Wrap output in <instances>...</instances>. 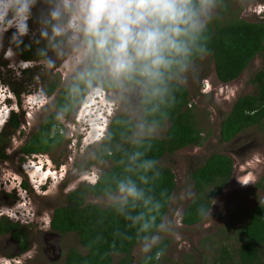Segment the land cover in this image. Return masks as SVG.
<instances>
[{
    "label": "clouds",
    "instance_id": "9594fccd",
    "mask_svg": "<svg viewBox=\"0 0 264 264\" xmlns=\"http://www.w3.org/2000/svg\"><path fill=\"white\" fill-rule=\"evenodd\" d=\"M225 7V0H0L4 59L16 63L28 37L23 50L35 47L53 78L60 70L55 94L46 86L35 93L34 119L50 125L42 133L46 146L73 136L74 154L58 179L75 177L93 194L100 222L110 216L117 224L114 254L117 242L134 241L140 264H157L177 225L166 208L194 196L190 185L178 197L160 188L161 162L150 153L177 93L210 55L208 27ZM211 211L203 204L196 209L201 218Z\"/></svg>",
    "mask_w": 264,
    "mask_h": 264
},
{
    "label": "rangeland",
    "instance_id": "374dc122",
    "mask_svg": "<svg viewBox=\"0 0 264 264\" xmlns=\"http://www.w3.org/2000/svg\"><path fill=\"white\" fill-rule=\"evenodd\" d=\"M261 4H264V0L230 1L231 8L238 9V14L244 18H252V7L260 5L258 9L256 8L259 10ZM260 12L264 10L261 9ZM29 23L34 30L36 26L31 21ZM10 35L11 31L5 35V47ZM27 39L29 38H24V40ZM20 61L27 60H21L17 55L16 63H10L9 60L4 59L3 49H0V132L5 134L6 139L3 146L5 156L0 160V216L17 222V229L26 236V248L22 252L17 249V244L10 231L0 234V264L49 261L58 263L62 260V255L54 260L51 257L56 254V248L53 251L46 248L49 241L54 242V237H57V245L61 254L69 246L83 250L73 231H65L59 233L58 236H48L44 233L49 230L48 219L52 208L65 202L66 190L77 186L76 178L69 174L57 184L54 178L50 177L53 176V170H50L45 194H34L30 188V190L26 189L29 197L26 196L23 199L21 196L23 192L20 191L18 198H15L19 189L15 186L16 190L13 185L20 178L15 175V172L21 161H24V167L29 176H37L38 179L42 175L33 165L35 162L32 160L36 157L25 155L19 146L28 134L37 128L42 118L38 116L34 119L35 93L49 78H52V75L39 64V60L35 61L31 70L27 72L21 69L31 64L20 65ZM259 65L258 56H254L236 78L228 82H220L214 76L212 60L208 55L199 62L196 75L190 77L186 83L188 100L194 105L198 115L202 139L200 143L185 145L158 159L162 164L168 165L174 174L175 186L171 194L178 197L187 186L190 185L192 188L189 172L201 164L211 152L227 154L232 160V172L225 185L211 200V217L202 218L191 225H184L179 221V216L183 205L188 200H172L166 212L175 217L176 231L166 236L168 244L158 264H181L185 261L191 262L190 264H212L211 260L218 254L220 245L233 244L235 228L246 218L247 209L264 201L261 186L255 184L259 182L264 185V179H259L264 172V131L256 126H249L237 132L229 140L222 141L218 138L221 119L228 112L235 96L252 91V85L248 79ZM55 73L60 80L59 68L55 70ZM11 86L18 90V97L12 93ZM10 108H14L13 111L18 114L17 118L20 121L15 131H10L5 121ZM62 127L67 132L73 133L72 125L66 123ZM72 138L73 136L70 135L48 152L52 164L69 163L75 151ZM13 176H16V179H12ZM55 177L57 178V175ZM246 182L248 184H243ZM11 186L13 189L10 188ZM8 189L10 191L6 192ZM192 191L194 192L193 188ZM92 197L93 194L87 193L85 200L91 201ZM27 198L31 203L33 219L26 222L21 221V219L24 220L22 217L24 214L22 215L20 208L16 209L15 206L18 204L21 207ZM17 217H21L20 220ZM28 217L30 218V215ZM226 224L229 226L226 227ZM206 235L209 239L203 238ZM134 249L135 244L130 250L134 257L132 264L138 258Z\"/></svg>",
    "mask_w": 264,
    "mask_h": 264
},
{
    "label": "trees",
    "instance_id": "16d2710c",
    "mask_svg": "<svg viewBox=\"0 0 264 264\" xmlns=\"http://www.w3.org/2000/svg\"><path fill=\"white\" fill-rule=\"evenodd\" d=\"M231 0H225L227 7L219 11L216 18L208 27V47L214 74L220 82H228L236 78L245 65L254 56H258L260 65L252 73L248 81L252 91L237 95L225 116L221 119L218 128L219 140L226 141L240 130L249 126H256L264 131V18H244L238 14V9L230 6ZM29 39L24 40L18 57L21 60L38 61L35 56V47L24 51V45L29 44ZM30 66L22 67V71L31 70ZM59 77L53 78L43 84L52 94L59 89ZM11 91L18 97V90L11 86ZM178 102L171 110L163 134L154 141L151 156L159 159L164 154L174 152L185 145L200 143V125L194 105L188 100V90L184 85L177 93ZM15 111H10L6 124L10 131L17 130L20 121ZM50 125L39 121L36 129L31 131L19 146L23 153L36 151H49L52 148L42 143V133ZM5 134L0 132V159L5 156L3 152ZM162 180L160 188H167L171 194L174 186V174L171 168L162 164ZM232 160L224 152L209 153L201 164L189 172L194 196L182 207L179 221L184 225L197 223L202 218L197 215L196 209L201 205L210 207L212 198L220 191L230 178ZM259 179H264V172ZM261 186L259 182L255 183ZM89 192L82 184L67 191L66 202L52 209L49 226L52 230L63 233L73 231L77 235L78 243L83 247L79 250L69 246L63 253V259L58 263H27V264H132L134 257L131 247L134 241H128L121 247L117 242L118 255L114 254L110 245L113 240L112 233L117 227L113 219L108 216L101 223V213L91 201H86ZM167 210V208H166ZM123 221H120L122 227ZM229 224H226L228 227ZM10 231L13 238L18 240L21 250L26 248L25 234L17 229V222L0 216V234ZM97 237L100 240L97 241ZM204 239H209L204 236ZM96 241V243H93ZM168 238L165 237L162 247L166 248ZM212 264H264V201L250 206L246 218L235 228L233 244L220 245L218 254L211 260ZM185 261L181 264H190ZM134 264H140L139 258ZM158 264V262H157Z\"/></svg>",
    "mask_w": 264,
    "mask_h": 264
},
{
    "label": "flooded vegetation",
    "instance_id": "af4514ba",
    "mask_svg": "<svg viewBox=\"0 0 264 264\" xmlns=\"http://www.w3.org/2000/svg\"><path fill=\"white\" fill-rule=\"evenodd\" d=\"M11 110L13 111L14 108H10L9 112ZM7 117H8V115H7ZM49 151L45 150V151H36V152L24 153L27 156L36 157L32 160L33 162H35V163H33V165H35L37 167V169L42 173V175L38 179L36 178L37 176H35V177L29 176L26 168L24 167L25 166L23 163L24 161H21V163L18 165V167H16V172H15L16 173L15 175H17V177H20V178L16 181V184L13 185L14 187L15 186L18 187V189H19V190H17L15 187V189L17 190L16 197H15L16 199L20 195V191H21V193L23 192L21 194L23 199L26 196L29 197L26 194V189L30 190V188L33 190L32 193H34V194H45L46 192L44 190H45L47 178H50V177L52 179L54 178V180L57 182V184L61 181L58 179V177H59L62 165L64 166V162H59L58 164L57 163L52 164L51 160H50L51 158L48 155ZM3 152H4V150H3ZM50 170H53V176H50V174H49ZM55 175H57V178L55 177ZM48 176H50V177H48ZM15 177L16 176H13L12 179H16ZM31 179H32V181H31ZM10 188L13 189L12 186ZM72 188H74V187L68 188V190H66L65 202H66V197H67V195H66L67 191H69ZM9 191H10V189H8L6 192H9ZM64 203H62V204H64ZM22 205H21V207H19L18 204L15 206L16 209L20 208V211H22V215L24 214L22 216L24 218V220L21 219V221L27 222V221L32 220L33 219V212H32L31 203L29 202V198L24 200ZM56 206H58V205H56ZM51 212H52V210H51ZM51 212H50V215H51ZM28 214L30 215V218L28 217L29 216ZM50 215H49V219H50ZM17 218L19 219L21 217H17ZM49 219H48V226H49ZM44 233H46L48 236H50V235L58 236L60 232L52 230L49 226V230H47V232H44ZM15 242L17 244V249L20 252H22L21 247L19 246L17 239H15ZM46 248H50L51 251H53L56 248V254H54V256L51 257L52 259L55 260L56 258H59L61 255H62V259H63V254H61L60 248L57 245V237H54V242L49 241V243L46 245ZM49 262H52V261H49Z\"/></svg>",
    "mask_w": 264,
    "mask_h": 264
},
{
    "label": "built area",
    "instance_id": "2783aa9c",
    "mask_svg": "<svg viewBox=\"0 0 264 264\" xmlns=\"http://www.w3.org/2000/svg\"><path fill=\"white\" fill-rule=\"evenodd\" d=\"M259 7H260V5H257L256 7H252V9H251V12L253 13L252 16L258 17V18H264V12H260L261 9L264 10V4H261V9L257 10Z\"/></svg>",
    "mask_w": 264,
    "mask_h": 264
},
{
    "label": "water",
    "instance_id": "95a60500",
    "mask_svg": "<svg viewBox=\"0 0 264 264\" xmlns=\"http://www.w3.org/2000/svg\"><path fill=\"white\" fill-rule=\"evenodd\" d=\"M246 65H247V64H246ZM246 65H245V66H246ZM244 68H245V67H244ZM244 68H243V69H244ZM243 69H242V70H243ZM241 72H242V71H241ZM241 72H240V73H241ZM240 73H239V74H240ZM56 91H57V89H56L52 94H55ZM235 97H236V96H235ZM235 97H234V98H235Z\"/></svg>",
    "mask_w": 264,
    "mask_h": 264
},
{
    "label": "crops",
    "instance_id": "0c3cea01",
    "mask_svg": "<svg viewBox=\"0 0 264 264\" xmlns=\"http://www.w3.org/2000/svg\"><path fill=\"white\" fill-rule=\"evenodd\" d=\"M214 76H215V74H214ZM216 77V76H215Z\"/></svg>",
    "mask_w": 264,
    "mask_h": 264
}]
</instances>
